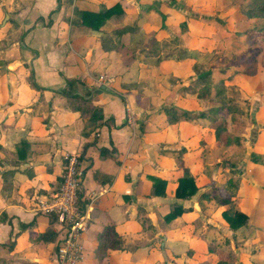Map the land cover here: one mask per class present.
I'll list each match as a JSON object with an SVG mask.
<instances>
[{"label":"crops","instance_id":"crops-1","mask_svg":"<svg viewBox=\"0 0 264 264\" xmlns=\"http://www.w3.org/2000/svg\"><path fill=\"white\" fill-rule=\"evenodd\" d=\"M11 1L0 3L11 14L0 24V59L4 60L0 67V264H55V248L62 232L54 217L38 209L37 201L58 186L63 157L70 154L79 156L83 185L79 203L88 221L80 240L83 262L91 264L98 233L110 225L130 247V252L120 253L122 258L145 256L143 249L153 242L163 250L164 256L159 254L162 262L168 258L173 262L195 261V253L183 257L188 249H195L194 244H202L193 236H209L214 230L204 225L192 227L189 224L194 216L190 215L201 216L202 212L201 218L212 221L213 205L221 206L216 194L200 188L201 173L192 170L201 171L202 166H190L183 158L191 152L182 155V167L171 157L170 151L175 149L171 124H155L142 132L129 121L125 103L130 104V97L113 89L116 81L99 82V75L114 77L123 68L119 54L99 39V32L81 26L73 14L74 8L100 12L118 0ZM123 15H114L107 22ZM100 30L109 32L107 26ZM30 71L40 90L28 83ZM65 79H78L89 90H98L92 93V104L102 110L103 119L96 127L86 128V119L70 109L59 93L65 88ZM259 168L257 173L263 178ZM183 169L195 177L199 188L190 199L174 197ZM151 174L166 180L164 197L150 195L151 183L146 176ZM255 183V193H251L241 182L233 205L248 216L251 225L259 227L251 212L256 204L251 203L257 202L263 189ZM224 195L228 193L218 194ZM175 205L184 212L166 222L164 216ZM221 207L220 213L225 209ZM195 229L197 234H193ZM86 240L94 242L90 253L84 247ZM203 242L212 246L207 239ZM253 257L263 260L245 257L237 264H264L260 252Z\"/></svg>","mask_w":264,"mask_h":264},{"label":"rangeland","instance_id":"rangeland-1","mask_svg":"<svg viewBox=\"0 0 264 264\" xmlns=\"http://www.w3.org/2000/svg\"><path fill=\"white\" fill-rule=\"evenodd\" d=\"M6 1L11 0H0V3ZM72 1L69 0V3ZM127 1L118 0L115 3L120 5V14L124 15L110 23L107 21L114 15L107 19L102 27L107 26L109 32L98 31L99 39L109 47L113 46L125 64L122 63L123 68L118 75H114L115 78L103 73L99 75V82L111 80L113 84L116 81V88H112L130 97V104L125 103V112L129 114V121H134L142 132L149 127L154 128L155 124H165L169 118L165 109L174 112L178 121L171 124L175 148L170 151L171 157L177 159L181 156L178 159L182 160L184 153L191 152L183 158L188 165L202 166L201 171L192 170L201 173L198 182L201 189L212 190L216 196L224 192L230 194L231 189L237 194L242 182L245 188L250 187L251 193H255L257 181L263 190H259L257 202L251 203L256 204L251 212L259 227L248 222L232 232L222 217L223 211L220 213L222 207L213 205L216 211L210 222L201 218L202 212L201 216L199 213L197 216L190 215L194 216L189 224L192 227L202 228L204 225L206 229L214 230L209 236H193L203 245L194 244L195 249H188L183 257L190 258L195 253V261L173 262L168 258L169 261L163 259L162 262L159 256H164L163 250L153 242L143 249L145 256L137 255L135 260L130 256L122 258L120 253L130 252V247L122 241V251L106 249L101 255L94 252L91 264H215L218 254L205 253L207 244L204 239L215 248L230 253L233 264L245 257L252 261L263 260L253 255L257 252L264 255V174L260 178L256 169L260 166L258 171L264 173V41L251 43L249 31L264 27V19L248 20L246 12L253 6L251 0ZM15 2L29 3L30 0H14L13 4ZM9 15L4 7H0V24L3 21L5 24ZM124 27L126 31L118 41L123 38V43L116 45L118 36L115 30ZM253 55V62L244 66L243 61ZM1 56L4 58L3 54ZM3 61L0 59V67L4 65ZM201 73H208V78L200 81L198 75ZM32 75L30 71L27 78L29 84L33 80ZM220 89L222 93L217 94ZM183 111L187 112V117L181 113ZM201 113L204 117H200ZM218 122L226 124L219 141L214 137ZM255 144L260 147L255 148ZM180 146H183V152ZM66 156L69 155L63 157V166ZM74 156L78 160L79 156ZM77 164L83 190L79 161ZM251 178H254V183ZM60 184L61 181L54 190ZM53 191L41 199L49 201ZM37 204L39 209L38 201ZM78 204L80 207L79 201ZM82 215L86 229L88 221L84 212ZM49 216L58 221L55 216ZM193 234H197L196 229ZM86 244L87 247H84L90 253L94 242L86 240ZM56 251L57 246L55 256ZM83 261L81 257L77 264L87 263Z\"/></svg>","mask_w":264,"mask_h":264},{"label":"trees","instance_id":"trees-1","mask_svg":"<svg viewBox=\"0 0 264 264\" xmlns=\"http://www.w3.org/2000/svg\"><path fill=\"white\" fill-rule=\"evenodd\" d=\"M253 3L252 8H250L246 12V16L248 20L251 19H264V0H251ZM122 13V9L119 4H115L112 7H109L100 12H88L83 10H78L76 8L73 9V14L79 19L80 25L91 29L92 31L98 32L100 28L104 25V23L111 16ZM126 28H121L115 30L116 36H121L124 33ZM249 37L251 43H258L264 41V27L250 30ZM116 45H122L121 42H118ZM113 49V48H111ZM254 55L246 58L243 61V65L246 66L250 62H253ZM122 63H124L122 61ZM125 64V63H124ZM33 76V75H32ZM208 73H201L198 75V79L200 81H204L208 78ZM33 79V77H32ZM30 85L40 90L41 88L35 84L32 80ZM84 85L83 81L78 79H65V88L60 90V94H62L68 101V105L70 109L73 111H77L80 114L81 118H85V127L86 128H94L97 126V122L103 119L102 110L92 104V93L97 92L98 90H88ZM221 94L222 90L220 89L217 94ZM230 109V106H229ZM165 113L169 116L167 119L168 124H174L178 121L174 112H170L168 109H165ZM183 115H186L187 112H181ZM171 116V117H170ZM200 117H204V114H200ZM214 122L218 120L216 118H209ZM226 124L223 122H218L215 124L214 129V137L216 140L221 139L222 133L225 131ZM103 152V149L101 150ZM182 150L181 152H183ZM101 152V153H102ZM79 161V157H78ZM177 163L182 167V162L177 158ZM94 177L97 178V174H94ZM146 178L150 181V195L164 197L165 196V188H166V180L156 176V175H147ZM110 181V180H109ZM232 185V184H231ZM230 185V186H231ZM233 187V186H232ZM198 186L195 183V177L189 173L188 170L183 169V174L181 177L177 179V186L174 190V197L177 199H190L198 192ZM231 189V187H230ZM232 193V194H231ZM235 195V190H230V194L224 196H215L216 201L223 206L225 209L222 212V217L228 224V227L232 231H236L237 229L247 225L248 216L243 212H240L234 209L233 198ZM205 196V195H204ZM184 212V209L175 205L171 209V211L164 216L166 222H170L175 218L179 217ZM122 239L120 235L115 231L114 226H105L101 232L98 233L97 236V244L95 246L94 252L96 255H101L106 249H111L113 251H122L121 250ZM208 253H217L218 260L216 264H233V256L230 253L225 252L221 248H215L211 245L206 246L205 249Z\"/></svg>","mask_w":264,"mask_h":264},{"label":"built area","instance_id":"built-area-1","mask_svg":"<svg viewBox=\"0 0 264 264\" xmlns=\"http://www.w3.org/2000/svg\"><path fill=\"white\" fill-rule=\"evenodd\" d=\"M77 161L72 154L66 156L60 186L51 193L49 201L38 200L39 210L55 216L60 223L62 237L57 245L55 264H77L82 257L78 240L85 229V218L78 204L82 187Z\"/></svg>","mask_w":264,"mask_h":264}]
</instances>
